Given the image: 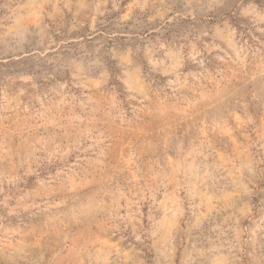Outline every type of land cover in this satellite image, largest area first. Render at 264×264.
I'll return each instance as SVG.
<instances>
[{
  "label": "rangeland",
  "instance_id": "1",
  "mask_svg": "<svg viewBox=\"0 0 264 264\" xmlns=\"http://www.w3.org/2000/svg\"><path fill=\"white\" fill-rule=\"evenodd\" d=\"M0 264H264V0H0Z\"/></svg>",
  "mask_w": 264,
  "mask_h": 264
}]
</instances>
